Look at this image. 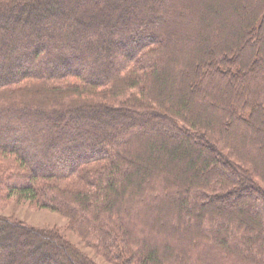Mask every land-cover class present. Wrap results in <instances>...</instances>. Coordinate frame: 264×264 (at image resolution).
<instances>
[{
    "label": "trees",
    "instance_id": "1",
    "mask_svg": "<svg viewBox=\"0 0 264 264\" xmlns=\"http://www.w3.org/2000/svg\"><path fill=\"white\" fill-rule=\"evenodd\" d=\"M113 1L0 0V192L114 264H264V0ZM0 264L95 263L0 217Z\"/></svg>",
    "mask_w": 264,
    "mask_h": 264
},
{
    "label": "rangeland",
    "instance_id": "2",
    "mask_svg": "<svg viewBox=\"0 0 264 264\" xmlns=\"http://www.w3.org/2000/svg\"><path fill=\"white\" fill-rule=\"evenodd\" d=\"M56 1L60 5L61 3H64L66 0H56ZM103 1H105V0H103ZM122 1L124 3L125 1H129V0H114L113 2L115 4H120ZM195 1H197V0H181L180 3L184 4V5L187 4V3L193 4ZM151 2H152V0H151ZM232 4H233L232 7L231 6L227 7V4L224 5V6H226V10L229 13L232 12L230 10L232 8L234 15L231 16V19L234 22L236 20V18L238 17V12H239V10L241 8L244 9L245 6H247L249 4H251V5L255 4L256 5V2H254V0H232ZM259 8L261 9V7H259ZM39 11H41V10L36 9V11H35L36 13L33 14L31 11H29L28 13L31 12L32 16H35L36 18L40 19V17L44 14V12L43 11L39 12ZM234 11L236 13H234ZM133 12H136V10H133ZM214 25L215 24H213V26L209 27L210 30H212V28H215L216 25L215 26ZM27 27L34 28L35 26L34 25L33 26L32 25H30V26L27 25ZM166 39H167V35H166ZM182 45H183V42L180 43V46H182ZM177 49L179 50L180 48H177ZM219 51L222 54H224V52H226V51H224L221 48H220ZM217 53H218V51L214 52V54H217ZM251 54H252L253 58H255V59H256V56H257V58L259 56L254 51H252ZM235 55H236L235 47L231 46L230 50H228L227 53H226V56L229 58V60H228L229 62L228 63H236V61H234L235 60ZM175 56H176V54H175ZM259 58H260V56H259ZM175 61L176 62L178 61L177 57L175 58ZM89 65L90 64H88V66H87L88 68H89ZM202 66H203V68H205V70H208L206 65H205V62L203 63ZM246 70H248L247 66L245 67V71ZM247 72L248 71H246V73ZM243 82H244L243 79H242V81L239 80L238 86L242 87L245 84ZM195 84L196 83L193 82L194 86H195ZM248 91H249L248 89H245L244 92H248ZM229 101H231V99H229ZM101 124H99V126H96L94 129L100 134L106 133L107 129L104 126L105 123L103 122V124L102 125ZM80 127H82V126H80ZM66 131H68V130H66ZM76 131H77V128H76ZM263 131H264V129L261 128L259 131L257 130L255 132H251L252 134L249 135L247 140L243 139L242 144L245 147H248V145L250 146V141H251L254 144H256V146H257L256 150L258 152L260 147H261V145L263 144L262 143L263 142V140H262L263 139L262 138ZM68 132H71V131H68ZM256 150H254L253 152H255ZM260 169L264 172V166H261ZM213 174H215V172ZM14 181L17 182L18 184H20V183L25 182V179H21V180L19 179V181H16V179H13V180H11L9 182L8 181H5V182L7 183V185H9L11 183H14ZM4 183L1 186L2 188H5ZM6 193L7 192H0V217H5V218H8V219L13 220V221L20 222L21 224L32 226L34 228H38V229L43 228V229L50 230L52 232H58L62 237H64L66 240H68L71 243V245L76 247L79 251L83 252L84 255L88 256V258L90 260H92L95 264H114L112 262L106 261L103 257H101L100 255L96 254L91 248L86 246L83 243V241L79 238V236L76 233H74L69 228V221H68L66 216H64V215H62V214H60V213H58L56 211H53L51 209H48V208L39 207L33 202L20 200V199L17 198V196L15 194L6 195ZM221 204H224L228 208H231V209L240 208V209L246 210L248 213L251 212V211L252 212H254V211L256 212L257 210H259L258 209L259 206H256V204L253 205V207H252V206H249V204H242L241 202H239L237 200H234L232 197L223 199L221 201ZM178 218H181V215H179ZM179 224H180V221H179ZM154 231H155L154 228H152L151 229V234L153 236H156ZM15 238L16 237L13 234L10 235V239L11 240L12 239L15 240ZM18 238H19L18 240H21L24 237L21 236V237H18ZM10 239H7V241H6L7 244H10ZM30 241L32 243H34V244L37 242L35 239L34 240L30 239ZM28 248L32 249V245L30 244L28 246ZM11 256L12 257H17V259H18V251L15 250ZM178 258H179V256L177 255L176 256V260Z\"/></svg>",
    "mask_w": 264,
    "mask_h": 264
}]
</instances>
